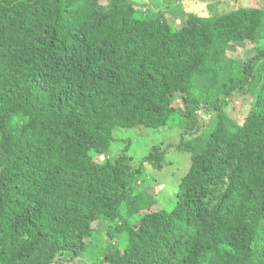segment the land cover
<instances>
[{
	"label": "trees",
	"instance_id": "16d2710c",
	"mask_svg": "<svg viewBox=\"0 0 264 264\" xmlns=\"http://www.w3.org/2000/svg\"><path fill=\"white\" fill-rule=\"evenodd\" d=\"M180 24L133 0H0V264H264V10ZM202 108L217 119L196 135ZM176 117L191 166L144 213L134 186L168 149L135 168L115 135Z\"/></svg>",
	"mask_w": 264,
	"mask_h": 264
},
{
	"label": "rangeland",
	"instance_id": "374dc122",
	"mask_svg": "<svg viewBox=\"0 0 264 264\" xmlns=\"http://www.w3.org/2000/svg\"><path fill=\"white\" fill-rule=\"evenodd\" d=\"M136 8L144 13L147 8L152 9V14L163 11L167 14V20L172 21L176 26H180L181 21H185L191 15L208 17L221 13L223 10L229 11L238 8H255L264 10V0H133ZM144 2L146 4H144ZM152 3H156L152 5ZM147 5L149 7H147ZM158 7V10L156 7ZM151 15V14H150ZM178 21V22H177ZM235 50V49H234ZM256 54L255 46L251 43L244 44L240 49L231 52V57H237L240 62L250 59ZM260 98L264 99V90L259 91ZM238 97L228 103L226 112L231 118H238L246 113L252 104L253 98ZM175 106L183 111L184 103L175 102ZM199 129L196 135H205L216 123V111L214 108H202L198 113ZM180 118H174L170 126L161 130H152L140 127L137 130H121L115 135L116 142L112 145L111 157H118L123 151L125 156L132 162L135 168L145 160L153 148L161 150L168 149L166 154L165 167L162 171L153 169L147 171L142 180V184L134 186V196L140 198L145 205L154 204L149 211L170 210L177 198L181 179L191 166L190 155L180 151L185 125L180 127ZM190 136L184 140L190 141ZM167 147V148H166ZM177 147V148H176ZM137 164V165H136ZM152 201L154 203H152ZM126 214V211L124 212ZM127 215V214H126ZM102 229L104 225H101ZM96 239L98 238L95 237ZM95 239V240H96ZM80 263L78 260L72 264H91L88 256Z\"/></svg>",
	"mask_w": 264,
	"mask_h": 264
},
{
	"label": "clouds",
	"instance_id": "9594fccd",
	"mask_svg": "<svg viewBox=\"0 0 264 264\" xmlns=\"http://www.w3.org/2000/svg\"><path fill=\"white\" fill-rule=\"evenodd\" d=\"M177 22H178V21H177ZM180 23H181V22H180ZM180 23H179V24H180Z\"/></svg>",
	"mask_w": 264,
	"mask_h": 264
}]
</instances>
